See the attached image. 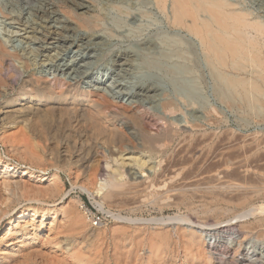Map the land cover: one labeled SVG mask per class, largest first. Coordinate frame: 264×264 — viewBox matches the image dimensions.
Masks as SVG:
<instances>
[{"label": "rangeland", "instance_id": "374dc122", "mask_svg": "<svg viewBox=\"0 0 264 264\" xmlns=\"http://www.w3.org/2000/svg\"><path fill=\"white\" fill-rule=\"evenodd\" d=\"M167 1L163 9L157 0H77L87 7L82 11L76 9L71 0H0V110L3 114L9 111L5 107L9 99L21 92L32 78L42 76L49 82L55 79L70 82L72 76L60 72L59 64L80 50L90 57L94 73L113 75L126 85L136 84L139 78H153L162 87L153 102L130 105L125 100L107 97L110 109L106 115H113L117 108L136 112L144 115L143 126L151 135L165 131L176 134L166 155L168 158L160 160L164 164L146 153L104 160L101 153L107 147L98 144L95 160L100 162L93 163L83 173L74 165L75 160H79L76 150H69L73 158L68 165L63 159L56 165L50 161V138L63 133L57 117L51 123L25 114H19V120L12 117L5 120L0 111V184L2 178L10 174L19 179L21 171L26 169L32 171L33 176L29 179L25 175L22 181L28 183L27 191L35 188L34 193L26 195L28 197L11 200L0 185V248L6 241L28 233L29 237L37 236L25 248L27 251H23V258L28 257L27 252L46 251L45 256L50 251L45 257L36 254L38 258L34 260L37 259L38 264H48L45 263L47 258V262H52L50 259L56 262L53 264H131L133 261L132 264H231L250 257L264 264V70H261L264 64L261 68L257 66V62H264V35L257 36L249 30L248 36L254 39L255 45L249 46L246 55L236 62L227 58L224 64H219L207 54V59L204 57L198 39L185 27L173 23L170 0ZM223 1L228 6L233 4L229 10L244 13L249 21L264 25V0ZM54 30L56 33L51 35ZM70 43L75 45L70 48ZM41 47L53 49L44 52ZM254 54L259 61L255 62ZM119 56L129 59L125 70L121 73L105 71ZM93 92L98 94L97 98L103 94V91ZM167 100L178 108L175 115L178 120L174 122L177 125L168 120L159 106V102ZM183 120L188 125L184 130L180 127L185 124ZM29 122L40 131L33 134ZM48 129L53 132L48 134ZM19 147L25 149L23 153ZM17 148L21 152H16ZM29 148L32 152L40 148L41 152H36L40 158L38 166L30 154L25 153H30ZM84 155L80 157L85 158ZM5 166L9 170L5 171ZM99 166L103 173L96 172ZM118 169L123 171L119 177L115 173ZM128 169L143 172V177L132 180ZM42 175L46 180H40ZM100 184L103 189L98 193ZM112 184H119V188L116 185L113 188ZM38 188L42 193L36 191ZM127 188L132 193L126 194ZM30 193L40 198L34 199ZM108 193L110 198L105 197ZM34 206L43 208L46 213L41 226L40 215L32 219L30 214L23 219L15 218L19 212L30 213ZM256 207L263 210L238 218ZM195 226L205 229L200 239L203 244L200 249L192 246L190 252L183 232L196 230ZM59 238L72 241L74 252L57 249L52 243ZM214 240L221 247L211 249L209 243ZM2 257L0 264H11L6 255Z\"/></svg>", "mask_w": 264, "mask_h": 264}, {"label": "bare ground", "instance_id": "6f19581e", "mask_svg": "<svg viewBox=\"0 0 264 264\" xmlns=\"http://www.w3.org/2000/svg\"><path fill=\"white\" fill-rule=\"evenodd\" d=\"M71 1H73V2H71V4L78 10L83 11L87 8L84 3L77 2V0H71ZM167 2H168L167 0H157L158 5L163 9H164V7H166ZM230 5H229L230 7L233 6L232 3ZM229 6L223 0H170V6L169 7L171 9L173 23L178 25V26L185 27L188 30L190 35H192L198 39L199 44L201 46V49H203V51L205 52L204 57L206 58V57H208L207 55H209L217 63H219V64L223 63L224 64V62L227 58H229V59L231 58V60L236 62L237 60H239L240 58H242L246 55V53L248 52L247 49L249 48V46L253 47L255 45L252 42L254 39H252L250 36H248L249 30H252L253 32H255L257 36H263L264 35V25L261 22L249 21L246 18L247 15H244V13L241 14V13L229 10ZM162 11H164V10H162ZM52 14L56 15V12H53ZM68 20H70V19H68ZM56 21H58V20H56ZM88 25H90V24H88ZM69 29H70V27H69ZM55 33H56V30L52 31L51 35L55 34ZM74 45L75 44L70 43L68 46L71 48ZM257 46H258V44H257ZM52 47L57 48V46H54V44H52ZM53 48L41 47L40 49L45 52V51H47L49 49H53ZM120 56L113 61V63L111 64L110 67H106L105 71H112V72L119 71L120 73L123 72L125 70V67L127 65H129V59L127 57H120ZM254 56H255V54H254ZM257 57H258V55H257ZM89 59H90V57H88L87 54H84L80 50H77L73 54V57H71L68 60L66 58L65 61H62V63L59 64V71L60 72L65 73L66 75L72 76L70 82H62L59 79H55L53 82H49L42 76L36 77L34 79L32 78V80L30 79V81H28L26 83L25 87H23L22 91L17 93V95L12 97V99H9V101L6 103L5 107H7L9 109V111L5 112L6 111L5 110L4 114H3L2 113L3 111L0 110L1 113L4 115L2 118L6 120V119L12 117L15 120H17V119L19 120V118L17 116L19 114H23V115L25 114V115H30L33 118H41L46 123H51V122H54L55 118L57 117L59 125H60L59 128L63 129V133H62V135H61V133L56 134L50 138L51 146H52L50 149V154H51L50 161L56 165L57 163H60L61 159H63V161H65V163L68 165L69 163L72 162V158H73V154L69 150H76V153H77L76 157H77V159L79 158V160H77V161L75 160L74 165L77 164L78 167H80L82 169L83 173L87 172V170L90 169V167L92 166L93 163L100 162L98 160L97 161L95 160V155L97 153L96 150L98 149V144H102V147L103 146L107 147V149L104 152L102 151L103 152V153H101L102 157L99 155L104 160L105 159L106 160L111 159L112 161H114L115 159L119 160V159L124 158V154L126 155V154H134V153H146L149 155V158H156V159H159V161L167 159L168 157L166 158V155H167L169 148H170L171 144L173 143L175 136H176V134L173 131H167V132L165 131V132L160 133L156 136L151 135L150 132L147 131L143 126L146 123L144 115L136 113V112H131L128 110L122 111V110L117 108L116 112L114 111L115 113L113 115L112 114L106 115L107 114L106 111L110 109L109 103L106 100L107 97L108 98L110 97V98L118 100V101H124L125 100V102H128V104H130V105L135 104L137 102H153L154 98H156V95L158 94V91H160L162 88L159 85L158 81H156L153 78H139L137 83L134 85L122 84L118 80V78L115 79V77H112L113 75L110 77H107V76H105L106 74L94 73V71L91 70L93 67V64L89 61ZM254 60H255V62H257V60L259 61L260 59H259V57L257 59L255 56ZM208 62H209V58H208ZM257 63H258L257 66L260 65V68H261V65L263 66V64H264L263 60H261V62L259 61ZM230 64L234 65L235 63L230 62ZM261 70H264V66ZM259 73H258V75H259ZM262 74L263 73H261V75ZM261 75H260V78L264 77V76L261 77ZM229 80H230V78H229ZM230 81L232 82L234 80H230ZM239 83H242V82H237L236 84H239ZM232 84L234 85L235 82ZM243 84H244L243 87H245V83H243ZM237 86H239V85H237ZM251 86H254V85L251 84ZM25 88H27V89H25ZM251 89H253V88L251 87ZM253 90L255 91V88ZM257 90H259V89H257ZM257 90H256V92H257ZM93 91H103V94L101 93L99 95L100 98H97L96 95H98V94H95V92H93ZM162 95H164V94H162ZM67 102H69V103H67ZM159 106L161 108V111H163V114L165 116H168L167 117L168 120H170L172 123H174L178 120V118L175 117L176 111H178V108L174 104L173 101L167 100V101L159 102ZM109 113H110V111H109ZM166 114H168V115H166ZM183 116H184V114H183ZM185 121H184L185 124H183V122H182L183 126H180L182 128V130H184L185 128L188 127V125ZM117 122H118V124H117ZM119 122H120V124H119ZM29 124L31 125L30 128H31L33 134H34V132L38 133V131H40L39 129H37L35 127V125L33 123L29 122ZM156 124H158V122ZM152 125H154V124H152ZM175 125H177V123ZM51 132H53V130H49L48 134H51ZM40 133L41 132H39V135H40ZM42 133L44 135V132H42ZM54 134H55V132H54ZM27 135L30 136V134H27ZM41 136H42V134H41ZM29 138H33V137L30 136ZM28 142L30 143V141H27V143ZM182 142H183V140H182ZM27 143H24V146H27L26 145ZM38 144H39V142H38ZM38 144H36V145L38 146ZM40 145L41 144H39V147L42 148ZM33 146H34V144H33ZM33 146H32V148H33ZM179 147H181V146H179ZM24 150L25 149L22 150V153L24 152ZM29 150H30V153H27L28 151L25 153L27 155L30 154L29 156L31 157V159H33L32 161L35 160V162L38 163L37 160H40V158H38L37 154L41 151L39 150V152L36 154V152L38 151L37 149H36V152L35 151L32 152L33 150L30 148H29ZM177 150H176V152H177ZM19 151L20 150H18V148H17L16 152H19ZM85 151H86V154H85L86 156L84 155ZM43 152H46V151H43ZM25 153L23 154L24 157L27 156V155H25ZM42 154H44V153H42ZM81 154H83L85 156V158H81L80 157ZM173 156H175V155H173ZM26 158H28V157H26ZM22 159H23V156H22ZM96 159H98V158H96ZM126 159L131 160V157H127ZM126 159H124V160H126ZM50 161L48 163L51 165ZM160 162H162L164 164L163 161H160ZM160 162H159V164H160ZM166 162L168 163V161H166ZM184 163H185V160H184ZM39 164L40 163H38L37 166ZM55 165H53V166H55ZM263 167H264V165H263ZM160 168H162V167L160 166ZM4 169H5V171L9 170V167L5 166ZM119 169L116 170V172H115L116 175H118V177H119V175H122V172H123ZM162 170H164V169H162ZM262 171H264V169ZM41 172H40V174H41ZM96 172L101 173L102 168L99 166V168L96 170ZM163 173H165V172H163ZM5 174H6V172H5ZM7 174H8V172H7ZM32 174H33L32 171L28 172L26 169H24L21 171V176L19 177V179H15L16 177H18V176H15V174H12V175L10 174V176L7 175L6 177H4V175H3L4 178H2L3 181L0 184L1 188L3 189L4 192L10 194L11 200L18 199L19 197L21 198L24 196L26 198V197H28L26 195H29L28 194L29 192L32 193V191L35 188L32 191L31 190L27 191L26 188L28 185L26 186V184H28V183H24V181H22V177L27 175V176H29V179H30L33 176ZM128 174L132 180H137V179L142 178L143 177L142 174H144V173L138 172L134 169H130V170L128 169ZM159 174H161V173H159ZM43 175L40 176V180L42 179L41 177H43ZM116 175H114V177H116ZM176 176H178V175H176ZM208 177L210 178V176H208ZM51 178H52V176H51ZM211 179H212V177H211ZM43 180H46V179H42V181ZM165 182H166V180H165ZM261 183H263V182H261ZM54 184L56 185V182ZM143 184H145V183H143ZM113 185L114 184H112V186ZM118 185L119 184L116 185L117 188H119ZM51 186H53V185H49V187H51ZM56 186H58V184ZM101 186L102 185L100 184V186L97 190L98 193H100L103 189ZM114 186H113V188H116ZM163 186H164V182H163ZM150 187H152V186H150ZM135 188L133 187V189H135ZM128 189H130V188H127V191H128ZM37 190H39V188L36 189V191ZM57 190L55 189V191H57ZM39 191H38L39 193H42L41 190H39ZM129 191L126 194H128ZM134 191H136V190H133V192ZM34 192L35 191H33V193ZM0 194H1V192H0ZM31 195H32V197H34L33 194H31ZM35 195H37V194L35 193ZM150 195L151 194H149V196ZM163 195H161V196L163 197ZM30 196H29V198H30ZM179 196L180 195H178L177 197H179ZM2 197H5V199L7 200L6 196H2ZM37 197H34V199ZM105 197L110 198L109 193ZM153 197H155V196H153ZM39 198L40 197H38V199ZM142 198H141V200H142ZM10 199H8V200H10ZM34 199L32 198V200H34ZM143 199H145V198H143ZM239 199H241V198H238V200ZM174 200H176V199H174ZM243 200H245V199H243ZM154 201H156V200H154ZM9 202H11V201H9ZM35 202H38V200L37 201L35 200ZM137 202H138V200H137ZM139 202H141V201H139ZM238 204H239V202H238ZM256 208L255 209L253 208L250 210L248 209V210H246L247 212H245V213L242 212L243 214H240L238 218H245L247 216L255 214V212H258V211L260 212L263 210V207L257 208V209ZM30 210H31L30 213L29 212H27V213L19 212V210H18L19 213L16 214L15 218L18 217L20 219H23V218H26L30 214V216H31L30 218L32 219V217H35L36 215L37 216L40 215L41 221L39 223V226H41L43 219L46 216L44 209L43 208H35V206H34V208L30 209ZM51 210H53V209H51ZM48 213H49V211H48ZM13 216H15V215H13ZM118 219H119V217H118ZM120 220H122V219H120ZM260 220H262V219H260ZM180 221L191 223L187 219L180 220ZM24 222H26V221H24ZM243 226H245V225H243ZM51 227H53V226H51ZM69 228H71V227H69ZM193 228H195L196 230H192V228H191L189 231L187 230L188 232L187 231L183 232V234L187 237L188 243L187 242L186 243L188 244V246H190L189 247L190 252H191L192 246H196L199 249H200V247L202 248L203 242H201L200 239H201V236L203 235V231L205 230L203 226H195ZM32 229H34V228L32 227ZM182 229H183V227H182ZM240 229H242V228H240ZM183 231H184V229H183ZM26 232H28V231H26ZM66 233H67V231L65 232V234ZM70 233H72L71 229H70ZM173 233H175V232H173ZM60 234H63V233L61 232ZM170 235H172V234H170ZM184 235H182V236H184ZM34 236H37V235H33L32 237H29L28 233H24V234L20 235L19 237L14 238L11 241H8V242L6 241L4 246H2V248H0V258L2 259V258H4L2 256L6 255V258L11 261V264H29V262L31 264H38L36 261L37 259L34 260V258L37 257L36 254L40 253V251L39 252L36 251V254L35 253L33 254L32 252L30 254V252L29 253L27 252L26 254H29L28 257L25 258V256H26L25 254H24L25 255L24 258L22 257L23 251L25 250V248L29 247L30 241H32V240L35 241ZM45 237H47V236H45ZM257 237H258V235H257ZM68 238H70V237H68ZM156 238L158 239V237H156ZM178 238H180V237H178ZM181 240H180V242H181ZM261 240H262V238H261ZM168 241H170V240H168ZM202 241H203V239H202ZM71 242L72 241H68L67 239L64 238L62 240L60 239L59 241L56 240V242H53L52 244L55 247H57V249H62L66 253H71V252H74V250H75V247H74L73 243H71ZM2 243H3V241H2ZM42 243H43V241H42ZM45 243H46V240H45ZM74 243H76V241ZM182 244H185V242H183ZM77 245H78V242H77ZM77 245H76V247H78ZM209 245L211 246L210 247L211 249L218 248L219 246L221 247L219 242L217 243L216 240H214V242H212L211 244L209 243ZM48 246H50V245H48ZM183 247H185V246H183ZM38 249H41V248H38ZM199 249H198V251H200ZM76 250L78 251V249H76ZM202 250H201V252H202ZM26 251H24V252H26ZM33 251H35V250H33ZM41 252H43V251H41ZM52 252H54V251H52ZM79 252H80V250H79ZM163 252H165V250ZM43 253H40V254L43 255ZM45 253H47V252L45 251ZM49 253H50V251H49ZM75 253H77V252H75ZM156 254L157 253H155V255ZM47 255H45V256H47ZM51 256L49 255V257H51ZM193 256H195V255H193ZM156 257H157V255H156ZM165 257H167V255ZM258 257H260V256H258ZM51 258L53 259L54 257H51ZM78 258L79 257H77V259ZM198 258L200 259L199 255H198ZM206 258H207V256H206ZM255 258L254 259H252V257L243 258V259H240V261H235L231 264H237V263L238 264H259ZM7 259H5V260L8 261ZM40 259H41V257H40ZM47 259H49V258H47ZM47 259L45 260L46 261L45 263H48V264L52 263L53 264V262H55L54 260H51V259H50V261H52V262H47L48 261ZM155 259H157V258H155ZM155 259H153V260L155 261ZM129 260L132 261L131 259H129ZM208 260H210V259H208ZM38 262H40V261H38ZM148 262H150V261H148ZM262 262H264V261H262ZM125 263L128 264L129 262H125ZM151 263H153V262H151ZM197 263H199V262H197ZM39 264H41V262ZM134 264H136V262ZM159 264H161V263H159ZM202 264H203V262H202Z\"/></svg>", "mask_w": 264, "mask_h": 264}, {"label": "built area", "instance_id": "2783aa9c", "mask_svg": "<svg viewBox=\"0 0 264 264\" xmlns=\"http://www.w3.org/2000/svg\"><path fill=\"white\" fill-rule=\"evenodd\" d=\"M95 225L97 224V221H94Z\"/></svg>", "mask_w": 264, "mask_h": 264}]
</instances>
